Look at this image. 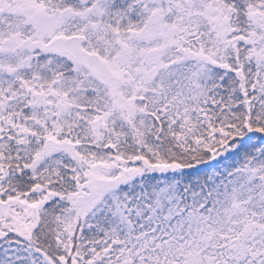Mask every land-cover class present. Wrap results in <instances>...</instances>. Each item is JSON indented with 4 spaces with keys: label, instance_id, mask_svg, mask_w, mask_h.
<instances>
[{
    "label": "snow or ice",
    "instance_id": "6c2138e0",
    "mask_svg": "<svg viewBox=\"0 0 264 264\" xmlns=\"http://www.w3.org/2000/svg\"><path fill=\"white\" fill-rule=\"evenodd\" d=\"M0 264H264V0H0Z\"/></svg>",
    "mask_w": 264,
    "mask_h": 264
}]
</instances>
